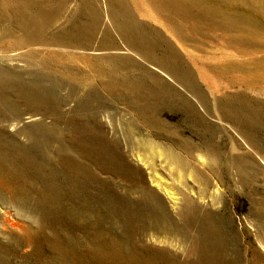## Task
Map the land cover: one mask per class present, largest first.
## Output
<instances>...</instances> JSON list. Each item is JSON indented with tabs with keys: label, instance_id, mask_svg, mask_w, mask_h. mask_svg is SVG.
I'll list each match as a JSON object with an SVG mask.
<instances>
[{
	"label": "rangeland",
	"instance_id": "1",
	"mask_svg": "<svg viewBox=\"0 0 264 264\" xmlns=\"http://www.w3.org/2000/svg\"><path fill=\"white\" fill-rule=\"evenodd\" d=\"M167 2L179 7L181 19L197 32L193 52L199 62L220 65L214 70L219 71L215 76L214 71L203 69L214 77L210 80L214 98L199 86L194 88L198 92L194 96L191 87L176 89L160 79L158 83L156 77L122 58L97 62V67L101 64L104 68L102 77L87 82L85 79L91 76L48 59L46 55L54 54L52 48L6 45L5 27L16 20H0V53L7 54L0 57V67L23 75L22 81L14 82L0 74L5 86L0 87V99L38 93L44 103L63 97L75 109V114L67 118L69 127L59 120L61 127L35 122L19 132L0 128V170L5 171H0V177L4 174L7 182L11 180L19 187L17 193L25 195L17 198L15 207L6 205V182L0 179V194L4 196L0 208L5 209V214L0 211V264H264V0H254L250 11L238 3L232 8L212 0H200V7L191 6V0ZM84 3L94 7L97 0ZM61 15L78 24L87 17L72 5ZM59 24L45 29L54 32ZM192 100L198 103V110L187 104ZM213 102L219 113H215ZM229 107L238 113H230ZM4 111L0 109V119L9 113ZM91 112L104 120L108 117L110 126L105 135L96 134L90 125H75ZM143 140H153L176 152L188 167L196 165L200 155L213 154L216 162L209 165L205 161V165L196 167L195 179L187 178L179 184L169 166L168 170L165 167L167 162L151 153ZM136 158L151 163L155 179L164 182L167 189L183 193L186 202L181 212L172 211L166 195L151 187L154 185L149 182V170L145 172L147 166L136 164ZM11 169L10 174L7 170ZM158 232L174 240L178 237L177 245L175 241L173 245L154 242Z\"/></svg>",
	"mask_w": 264,
	"mask_h": 264
},
{
	"label": "bare ground",
	"instance_id": "2",
	"mask_svg": "<svg viewBox=\"0 0 264 264\" xmlns=\"http://www.w3.org/2000/svg\"><path fill=\"white\" fill-rule=\"evenodd\" d=\"M85 1L86 0H2V1L0 0V20L4 19V20H7V22L11 21V20H16L15 24H9L8 23V25L5 27V31H6L5 33L7 34V36H8L7 38L9 40V42L6 43V45L7 44L9 45V43H10V45L12 47H18L20 49L24 48V47H36V46H45L48 48H52L53 49L52 52L54 54L52 53L53 55H51V54H49L48 56L46 55V57L48 59L59 64V66L66 67L69 70L73 69L78 74H83L87 77L91 76V79H85V80H87V82L92 81V80L99 81L101 79L102 74L104 72V68L101 64L99 67H97V65H96L97 62L101 63L103 60H105L107 58H111V59H113V58L114 59L115 58L121 59L122 58V60L125 59L127 61H130L132 64L135 63V65L138 66V68L140 67L141 70L152 75L151 76L152 78L156 77L157 80H155V81H158V79H160L162 82H166V81L170 82L172 84V86L173 85L176 86L175 87L176 89L179 86L182 88L183 87L186 88V86L191 87V88H193L194 93L192 91H188V92L195 94L194 96H196V94L198 95V92L196 90H194V88L195 87L198 88V86H199V89L204 88L207 91L208 95L214 98V96L216 94L213 93V86H212L211 81H210L214 77L213 78L210 77L206 73V71H207L206 69H208L209 71H214L215 69L219 70L220 65L218 64L219 65L218 66L219 68H218V67H216L217 66L216 63H215L216 65L215 64H205L204 65L205 62L204 63L199 62L200 61L198 58L199 56H197L193 52V49H194L193 43L196 41L198 42V37H197L198 34H197V32H196L197 35L194 33L193 27L190 24H188L187 21L181 19V18H183V16L181 17L179 15V12H181L179 7L176 8V6H173L170 3H168L167 0L166 1L165 0H97V4L94 7L86 6V3H84ZM212 1H214L215 4L217 2L221 4V2H222L224 5L231 6V7L238 5L239 7L243 8V10L250 11V10H252L251 3L254 0H252V1L251 0H212ZM183 2H184V0H183ZM187 2H188V0H187ZM175 3H177V2H175ZM201 3H202V1H201ZM210 3L211 2H209V4ZM186 4H188V3H186ZM195 4H197L200 7V0H191V6L195 7ZM223 4H221V5L223 6ZM71 5H72V7H75L77 9H81L82 11L86 12V14H87V17L85 18V20L82 19L83 21L79 24L74 22V21L71 22V19L67 20V18L69 16H62L61 15V14H63L64 11H66V9L69 10L71 8ZM253 5H254V2H253ZM207 6H208V4H207ZM222 6H221V8H222ZM186 7H188V6H186ZM186 7L184 6L185 9H186ZM185 9H183V11L186 12L187 10H185ZM188 9H189V7H188ZM200 9H202V7ZM262 10H264V8H262ZM195 11H196V9H195ZM217 13H218V11H217ZM191 17L192 16L190 15V17H188V18L191 19ZM69 18H71V17H69ZM60 20H62V21H60ZM194 21H196V20L194 19ZM58 22L60 23L59 24V30L56 29L57 30V31L55 30L56 32L55 31L54 32H51V31L47 32L48 29L46 30L45 29L46 27H48L50 24H53V23L58 24ZM202 23H203V21H202ZM210 24H212V23H210ZM233 41L236 42L235 39ZM227 42H228V45L231 46L229 43H232V39L227 40ZM243 43H245V42H243ZM41 49H43V48H41ZM49 51L50 50H48V52ZM45 52H46V50L42 53H45ZM5 55H7V54H1L0 53V57H5ZM75 56H78V58L77 57L74 58ZM223 57L228 58V59L233 58V56H231V55H224ZM8 61L12 62L13 60L10 59ZM117 65H118V63H117ZM12 66L13 65H11V67ZM120 66H121V64H120ZM133 67H134V65H133ZM203 69H205L206 71H204ZM223 69H224V67H223ZM13 70H15V69H13ZM13 70L10 68L4 69V67L3 68L0 67V74H4L6 77L13 79L14 82L18 81L17 79L23 80V75H21V73L18 74L16 72H14ZM122 70H124V69H122ZM17 71H18V69H17ZM125 71H126V69H125ZM134 71H135V69H134ZM217 72H219V71H214L213 72L214 74L213 73H211V74H213V76H215V74ZM147 73H144V74L147 75ZM104 74H106V73H104ZM5 76H2V79ZM147 77H149V76H147ZM151 77H150V79H151ZM121 80L123 82V79H121ZM4 81H7V80L4 79ZM4 81H3V83H4ZM159 81H158V83H159ZM111 82H110V84H111ZM6 83H8V82H6ZM19 84L21 85V83H19ZM22 84H23V82H22ZM115 85L117 86V84H115ZM118 85H119V83H118ZM122 85L125 87V85L121 83V86ZM157 85H159V84H157ZM7 86H6V89H7ZM25 86L26 85H24L23 87H25ZM121 86H119V87H121ZM0 87H2V89L5 88V86H3V84H1V80H0ZM29 87H32V84ZM29 87H27L26 89H28ZM13 89H12V91H13ZM125 89H127V88H125ZM168 90H170V89H168ZM0 91H1V89H0ZM129 91H130V89H129ZM22 92H23V90H22ZM22 92H21V94H22ZM31 92H33V91H31ZM143 92H145V91H143ZM202 96H204V95H202ZM199 98H201V96ZM3 99H6V98H3ZM188 99H186V101H188ZM213 101H214V99H213ZM70 102H71L70 100H66L62 97V98H58V99H54V100L52 99V101L50 100V102L44 103L43 99L38 95V93H32L29 96L27 95L26 97L16 95L14 97H11L10 100H6V101H2L0 99L1 106H4V109L9 112V113H4L5 115H1L0 128L2 130L10 129V131H17L18 130V132H19V131L23 130V126H26V124H29V123L36 124L35 122H37L40 125H44V126L51 127V128H53L55 126L61 127V124L66 126V125H68V122H69V121H67V118L69 116H71V114L72 115L75 114V109L74 110L71 109V103ZM187 104H189L192 108H195L198 110V108L196 107L198 105V103L193 102V100L189 103L187 102ZM213 104L215 107V109L213 108L215 113H216V111H218V113H219L217 103L213 102ZM1 106H0V109H2L3 112H5ZM79 106H81V104ZM86 107L84 109H86ZM228 110L230 113H233V114L238 113V112H235V109L234 110L232 109V112H231V107H229ZM224 111L226 112V109ZM80 112L82 113V111H80ZM222 112H220V113H222ZM215 115H217V114H215ZM96 116H98V115H95L92 112L87 116H83V118L80 116L81 117L80 120H77L78 122H75V125L76 124L81 125L82 123L86 127H88L90 125L89 127L92 128L93 130H95L97 132L96 134L105 135L109 126H110L109 122H108V117H104V118H106V120H104V119L100 118L99 116L98 117H96ZM132 118H134V117H132ZM219 118H221V117L219 116ZM137 119H138V117H137ZM47 120H49V121H47ZM59 120L62 121L61 124L59 123ZM68 120H70V119H68ZM71 120H70V123H71ZM225 121H228V120L226 119ZM72 124H73V122H72ZM83 124H82V126H83ZM75 125H73V127ZM68 127H69V125H68ZM71 128H72V126H71ZM78 130H80V128ZM86 130L88 131L89 129L87 128ZM74 131H77V130H74ZM79 133H81V132H79ZM87 137H85V138H87ZM102 140L104 141V139H102ZM150 140H143L142 144H144L146 148L148 147L147 149L151 153L155 154L158 159H161V160L164 159V161L167 162L168 165H166L165 167L168 170V166H169V170H172V174H174V176L177 177L179 184H182V180L187 179V178H192V179L194 178L195 179L197 177V174L195 171L196 167L199 168V167L205 165V161H208L207 164H209V165H212L213 161L216 162V160H215L216 157L213 154L210 155L209 157H204V156L200 155L196 159L197 164L196 165H190V167H188L189 165L188 166L184 165L187 161L183 164L184 159H183V161L181 160L182 156L179 157L176 152L174 153L173 151H169V150L165 149L164 146L160 147V146H158L159 143H157L153 140L152 141H150ZM82 141H84V139ZM136 141L140 142L139 139ZM97 142H100V141H97ZM156 143H157V145H156ZM83 144H85V142ZM102 144H105V143H102ZM96 145L99 146V144H97V143H96ZM141 146H143V145H141ZM243 147H245V146H243ZM1 150H3V149H1ZM144 150H143V152L147 151V150H145V151ZM0 152H2V151H0ZM153 154L152 155L150 154L151 159L153 157ZM249 154H251V153H249ZM3 155H4V153H3ZM179 155H181V154H179ZM149 158H147V159H149ZM144 159H146V158L144 157ZM7 160H9V159H7ZM161 160H159V161H161ZM0 161H2V157H1ZM4 161H6V160H4ZM146 162L147 161H145V160L143 161V160H140L138 158L135 159L136 164L141 165L142 167L147 166L145 172H147L149 170L150 173L147 172V176L151 179L149 181L150 184L154 185L151 187H153L154 190L158 191V193L162 192L166 195L164 197L167 199L172 211H174V212L179 211L180 207L182 208V204L186 202L185 198H183L184 195L182 196L183 193L181 194L180 192L172 189L171 187L170 188H171V190H173V192L170 191L169 189H167V185L164 182L163 183L165 186H163V183L160 180L155 179L156 176L153 175V173H155L154 172L155 170H153L151 163L149 162L150 163V165H149ZM12 163L14 164V162H12ZM21 163H23V162H21ZM189 163H187V164H189ZM15 165H16V163H15ZM22 165L23 164H21V167H22ZM1 166H3V165H1ZM1 166H0V168H1ZM13 166L14 165H11L12 169L16 168V170H17V167L14 168ZM25 166H27V165H25ZM12 169L7 170V171H9V173L11 174ZM18 169H20V166ZM0 171H1V173L5 172V171L2 172V170H0ZM15 173H16V171H15ZM4 176L5 175L3 174V177ZM9 177L11 178V176H9ZM14 177L16 178V175ZM2 178L0 177V179H2ZM6 179L7 178L4 179L5 180L4 182H6L5 183L6 186L3 187V191H5V195L7 194V198H8L7 200H5L7 203L6 205H9V204L12 205L13 204V206H14V204H18L17 203L18 201H16L17 198L21 197L20 193L19 194L17 193V190L19 187L12 184L11 182H13V181H11L10 179H8V180H10L11 182L10 181L7 182ZM12 179H14V178H12ZM146 180H148V179H146ZM24 184H22V185H24ZM27 188H28V186H27ZM149 189H150V187H149ZM187 189L189 190L190 193L193 191L191 188H187ZM1 191H2V189H1ZM23 194H25V193H23ZM1 197L4 199V196H2L0 194V198ZM23 197H21V198H23ZM196 199H198V198H196ZM199 199H201V198L199 197ZM190 204H191V202H190ZM20 206H22L21 203H20ZM1 210L5 214L4 207L0 208V211ZM193 211H194V209H193ZM179 212H181V211H179ZM4 214H3V216H4ZM210 219H212V218H210ZM5 220L6 219H4V221ZM5 224L8 225L7 227H9V226L11 227L10 221H9V223L7 221H5ZM151 237H153V236H151ZM177 238L178 237H176V240H174L175 237L169 236L165 232H164V234L162 232L161 233L158 232V234L155 236V238H153V240H154V242L157 241V243H161V244L164 243V244L170 245L174 241H175L174 243L176 244ZM180 244H182V243H180ZM216 251H217V249H216Z\"/></svg>",
	"mask_w": 264,
	"mask_h": 264
}]
</instances>
